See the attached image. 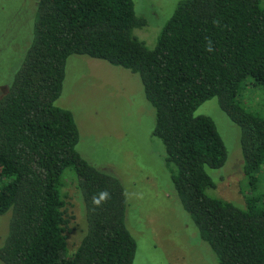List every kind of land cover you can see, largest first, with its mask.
<instances>
[{"label": "trees", "instance_id": "obj_1", "mask_svg": "<svg viewBox=\"0 0 264 264\" xmlns=\"http://www.w3.org/2000/svg\"><path fill=\"white\" fill-rule=\"evenodd\" d=\"M146 24L132 0H38L31 42L0 94L2 264H133L123 187L80 157L72 113L55 105L72 55L139 75L154 111L152 135L199 237L217 264H264V118L238 103L248 78L264 86V0H183L152 49L133 33ZM213 98L240 131L243 207L207 194L215 184L206 168H222L227 152L213 121L194 113ZM68 168L85 233L67 255L72 217L60 179ZM104 190L110 198L94 205Z\"/></svg>", "mask_w": 264, "mask_h": 264}, {"label": "rangeland", "instance_id": "obj_2", "mask_svg": "<svg viewBox=\"0 0 264 264\" xmlns=\"http://www.w3.org/2000/svg\"><path fill=\"white\" fill-rule=\"evenodd\" d=\"M132 1L135 15L147 23L133 33L152 49L162 27L183 0ZM37 2L0 0V94L31 42ZM245 83L239 105L264 118V86L250 78ZM55 105L72 113L79 133L76 151L80 157L96 170L115 177L123 187L125 225L136 243L133 264H217L172 186V167L166 165L162 142L152 135L154 111L138 74L102 60L72 55ZM194 115L213 121L227 152L222 168H206L215 184L207 194L243 207L247 191L235 166L242 159L239 128L221 111L217 98L203 103ZM260 177L264 190V167ZM60 181L65 207L72 217L67 233L68 255L84 236L85 207L72 168L64 171ZM7 232L8 220L3 215L0 245Z\"/></svg>", "mask_w": 264, "mask_h": 264}, {"label": "clouds", "instance_id": "obj_3", "mask_svg": "<svg viewBox=\"0 0 264 264\" xmlns=\"http://www.w3.org/2000/svg\"><path fill=\"white\" fill-rule=\"evenodd\" d=\"M208 51H213L211 41H209L208 44ZM109 198H110V193L104 190L93 196L92 203L96 206H100L102 203L106 202Z\"/></svg>", "mask_w": 264, "mask_h": 264}]
</instances>
